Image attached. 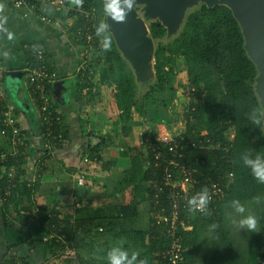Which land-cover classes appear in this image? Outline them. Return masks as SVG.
<instances>
[{"label":"trees","instance_id":"trees-1","mask_svg":"<svg viewBox=\"0 0 264 264\" xmlns=\"http://www.w3.org/2000/svg\"><path fill=\"white\" fill-rule=\"evenodd\" d=\"M72 3L74 6L66 21L75 18L73 30L81 28L92 32L93 42L89 43L86 57V63L92 67L90 51L97 48L99 35H109L101 28V19L106 21L108 4L106 0H72ZM150 33L158 42V47L155 53L156 82L147 93L139 94L134 75L117 52L110 35L111 46L108 47L107 43L103 54L107 68L99 81L108 88L107 95L100 100L98 89L97 93L93 92V87H97L94 85L95 76H90V71L80 78L83 92L91 89L86 96L90 97L91 103H95V115L120 117L123 142L119 145L128 148L123 155L130 158L121 182L111 184L113 189L108 190L107 197L104 199L102 195H96L88 200L91 204L103 203V207L99 206L93 213L84 210L77 220L71 215L66 216L56 206L40 208L36 213L17 207V214L27 222L39 221L45 237L38 242L54 252L53 255L62 256L66 250L74 253L69 254L62 264H109V254L115 251V247L110 246L105 251L103 248L106 244L120 241L126 242L124 264H167L163 252L169 245L168 238L161 237L154 227H150V222L147 230L129 227L138 217V207L142 204L147 206L149 215L152 212L156 188L164 185L165 168L173 160L194 171L200 188L210 185V182L230 184L224 189L225 197L218 201L213 211L193 214L191 224L194 229L191 233L183 234L184 247L191 246L186 237L195 238L200 227L212 224L214 264H240L224 218L216 220L215 216L219 210L225 216L227 207L236 208L241 203L251 202L259 205L260 229L250 235L245 264H261L264 259V183L254 177L252 168L245 160H264V133L261 109L254 92L257 72L244 50L241 29L227 7L209 9L201 5L189 13L182 31L174 40L163 41L166 30L159 22L150 25ZM25 53L28 58L26 68H30L32 54L28 50ZM180 63L183 66L181 75L192 94L187 113L184 114L186 148L183 156L174 158L155 140L151 131L142 133L140 143L131 146L129 141L133 138L135 127H142L147 117L145 101L151 95L164 97L170 78L175 75ZM98 64L101 66L100 60ZM109 73L113 75L109 76ZM99 105L102 108L99 109ZM195 123L201 124L202 131L197 129ZM232 132L234 138L231 140L228 136ZM65 136L69 140L67 131ZM0 140V153H8L10 145ZM101 141L96 147L89 146V150L94 152L107 147L113 139L104 137ZM193 143L196 144L195 148L191 147ZM24 149H21V157L17 161L10 158L2 170L5 173L15 166L18 172L16 181L20 184L8 198L6 179H0V197L6 198L5 210L21 196L30 201L36 189L37 181L30 188L27 187V179L21 181L24 170L20 168V163ZM46 161V158L41 159L38 168ZM102 166L108 173L111 165L107 163ZM171 170L179 173L173 167ZM223 208L225 213L221 210ZM87 219L88 224L83 225ZM19 260L28 264L23 259H10L9 264H17Z\"/></svg>","mask_w":264,"mask_h":264},{"label":"crops","instance_id":"crops-1","mask_svg":"<svg viewBox=\"0 0 264 264\" xmlns=\"http://www.w3.org/2000/svg\"><path fill=\"white\" fill-rule=\"evenodd\" d=\"M73 6L72 0L46 3L42 5L41 12L29 17L8 3L0 6V52L5 70L15 72L28 69L25 45L37 44L45 49L46 62L58 80L50 86L49 92L56 109L64 118L69 136L68 144L49 151L41 139L38 110L26 90V80L18 87L7 85L6 102L14 108L26 139L20 163V168L24 170L22 177L24 180L37 178L41 159L46 158L47 164L45 171L38 174L30 201L21 196L8 210L0 202V264H9L10 259H23L28 264H50L61 255H53L54 252L38 242L45 237L39 221L20 219L17 207L36 213L40 208L56 206L66 216L71 215L77 220L82 211L93 213L99 206L103 207V203L91 204L88 200L96 195L107 197L108 188L113 184V174L122 175L125 165L130 163L129 156L123 155L128 148L118 144L117 132L111 145L94 152L88 148L92 137L113 139L108 131L112 127L108 128L109 119L106 123L98 120L100 117L93 113L95 103H91L90 97L80 88L79 67L84 62L81 58L84 46L72 30V21H66ZM42 16H47L50 23L42 21ZM70 79H77V83L65 99L60 82ZM99 80L95 79L94 84ZM107 163L111 165L108 173L102 166ZM82 224L87 225L88 219ZM66 251V254H74Z\"/></svg>","mask_w":264,"mask_h":264},{"label":"built area","instance_id":"built-area-1","mask_svg":"<svg viewBox=\"0 0 264 264\" xmlns=\"http://www.w3.org/2000/svg\"><path fill=\"white\" fill-rule=\"evenodd\" d=\"M60 1L0 0V6L4 2L8 3L15 9L23 11L25 17H29L32 14L41 12L42 5L46 3L57 4ZM42 21L50 23L51 20L47 16H42ZM76 36L80 39L81 44H83L82 40H85L87 44L93 42V35L90 31H84L79 28L76 31ZM83 46L84 50L81 58L84 62L79 67V72L82 76L87 71L92 72L86 63L88 50L85 45ZM25 49L31 52L33 62L31 67L26 70L25 86L29 97L38 110L41 128L43 129L41 131V139L49 151L57 150L69 143L65 136L66 129L63 116L56 109L49 92L50 86L58 80L56 74L46 62V51L42 46L27 44ZM6 72L0 52V139L9 144L11 148L8 153H0V179H6V197L9 198L20 185L16 181L18 172L15 166L5 173L2 170L5 169L4 167L7 166L10 158L17 161L21 157L20 151L26 146V139L14 108L6 102ZM92 90L97 93V88L93 87ZM90 91L91 89L87 88L84 93L86 94ZM154 137L174 158L183 156V151L186 148V139L183 132L177 135L166 133L160 137L154 135ZM191 147L195 148L196 144L193 143ZM155 150L156 148L153 151ZM45 164L38 169V174L42 173ZM168 164L169 166L165 168L163 176L164 185L156 188L154 194L152 212L150 213V227H154L161 237L164 236L170 241L167 250L163 252V259L166 263L184 264L187 248L184 247L183 234L193 232L194 227L191 224L193 214L213 211L218 201L225 197L224 189L228 188L230 184L221 185L216 182H210V185L200 188L193 170L186 166H180L173 160ZM171 167L179 173H174ZM38 174L37 178L33 177L27 180V187L30 188L36 183ZM23 180L24 177L21 178V181ZM5 201L6 198L0 197L2 204ZM17 264L25 263L19 260ZM261 264H264V259Z\"/></svg>","mask_w":264,"mask_h":264},{"label":"water","instance_id":"water-1","mask_svg":"<svg viewBox=\"0 0 264 264\" xmlns=\"http://www.w3.org/2000/svg\"><path fill=\"white\" fill-rule=\"evenodd\" d=\"M121 15L107 11L106 27L115 48L129 66L140 95L147 93L156 82L155 53L158 42L150 33V25L159 22L166 30L164 42L177 38L190 12L205 5L209 9L227 7L238 23L244 39V50L255 66L254 92L261 109L264 133V0H134L129 8L125 0H106ZM26 71H7L6 84L18 87L26 77ZM77 79L60 82L67 99ZM101 140L92 137L91 145Z\"/></svg>","mask_w":264,"mask_h":264},{"label":"rangeland","instance_id":"rangeland-1","mask_svg":"<svg viewBox=\"0 0 264 264\" xmlns=\"http://www.w3.org/2000/svg\"><path fill=\"white\" fill-rule=\"evenodd\" d=\"M73 18V17H72ZM75 18L72 19V30L75 28ZM105 19H101V28L103 31H107ZM78 29H76L77 31ZM75 31V30H74ZM75 31V33H76ZM109 36V35H108ZM108 36H102L99 35V44L96 49L90 51L91 55H89L90 59L92 60V72L90 76H95V79H101L103 71L105 67L107 68V65H105V58L103 57L104 51H105V45L108 43V47L111 46V43L109 41ZM82 46L85 45L87 50L89 49V44H87L84 40H82ZM81 46V48H82ZM101 61V66L98 64V61ZM182 64L180 63V66L178 67L177 72L174 76L170 78L168 90L165 93L164 97H161L160 95H151L147 98L145 101L146 110H147V117L144 121V125L142 127H135L133 138L129 141V144L131 146H137L140 143V137L141 134L145 131H151L155 136L160 137L165 135L166 133H172L174 135L180 134L183 132L186 126V121L184 118V114L187 113L190 101L192 99L191 91L188 87L187 81H185L182 77ZM112 73H109V76H112ZM100 81V80H99ZM98 89V98H101L100 100H103V98L108 93V88L102 83L97 81V84H94ZM9 87V86H8ZM13 90V89H12ZM102 105V104H101ZM99 109L102 108V106H98ZM96 116H99L101 123L105 122L107 120L108 128L112 127L111 130H108L113 137V140L116 139L118 134V144L122 143V137H121V128H122V122L118 115H114L112 117L106 118V116L97 114ZM88 121V119H87ZM107 126V124H106ZM195 126L197 129L202 131V126L199 123H195ZM157 132V134H156ZM204 132V130H203ZM110 134V135H111ZM230 135V134H228ZM233 132L230 136H228V139H233ZM125 145H121V147L124 148ZM11 149V148H10ZM127 168L128 164L125 165ZM125 168H122L123 170ZM122 172V171H120ZM113 178V184L116 185L117 183L121 182L122 175L121 173H115L112 176ZM111 189V188H110ZM110 189H108L110 191ZM113 189V186H112ZM144 205V204H143ZM143 205H141V208L139 210V215L136 218V220L133 222L132 225H130V229L133 230H147L149 227V222L151 219V216L148 214L147 206L143 208ZM226 205V204H225ZM226 208V207H225ZM239 209H242L239 210ZM225 213V209H221ZM260 210L259 205H255L254 203H246V204H239L236 208H226V214L223 216V213L219 210L217 216H215L216 220L220 218H224L227 229L229 231L230 240L233 246L236 249V253L242 262V264L246 263V255L248 250V243L250 240V235L252 232L258 231L260 229V218L258 216ZM248 216H253L256 219V226L254 229L250 230L247 225L244 223L246 218ZM192 221V220H191ZM212 224H209L206 227H200L197 235L195 238L193 237H186V240L190 243V248H187L186 255H185V263L184 264H214V251L212 249ZM109 243V242H108ZM126 244L125 241L120 242H112V245L106 244V246L103 248L105 251L110 246H114L113 248L115 251H118L119 253L125 254L126 251H124V245ZM64 255L59 256L58 259H54L53 262L50 264H62V262L67 259V256L69 254H66L63 252ZM188 254V256H187ZM58 256V255H57ZM186 256L188 259H186ZM63 257V258H62ZM66 257V258H65ZM240 262V264H241Z\"/></svg>","mask_w":264,"mask_h":264},{"label":"clouds","instance_id":"clouds-1","mask_svg":"<svg viewBox=\"0 0 264 264\" xmlns=\"http://www.w3.org/2000/svg\"><path fill=\"white\" fill-rule=\"evenodd\" d=\"M133 2L134 0H125V3L129 8L132 6ZM115 3L116 0H114V4ZM108 10L115 12L118 16L121 15V13L117 11L116 7L109 6ZM105 48H107V45ZM257 123H259V121H257ZM245 163L252 168L254 177L257 178L261 183H264V160H261L260 158H257L255 161L246 159ZM239 210L242 211V209ZM244 223L250 230H252L256 226V219L253 216H248ZM109 264H124V254L119 253L118 251H113L109 254Z\"/></svg>","mask_w":264,"mask_h":264}]
</instances>
